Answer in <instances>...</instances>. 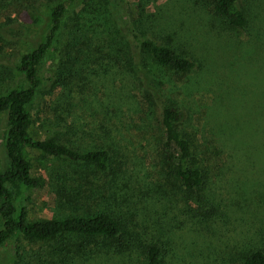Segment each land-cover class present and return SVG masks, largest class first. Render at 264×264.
I'll return each instance as SVG.
<instances>
[{"label":"trees","instance_id":"obj_1","mask_svg":"<svg viewBox=\"0 0 264 264\" xmlns=\"http://www.w3.org/2000/svg\"><path fill=\"white\" fill-rule=\"evenodd\" d=\"M25 1L26 5L21 0H0V11L7 10L0 21V80L12 82L0 91V246L22 237L40 247L29 256L13 247L12 264H110L113 258L121 264H264L263 228L254 229L252 239L242 238L240 244L226 247L227 252L214 258L194 254L191 259H179L171 253L174 240L168 230L159 227L150 234L137 228L117 201L113 203L112 193L104 196L103 186L114 184L127 172L112 131L87 134L90 143L83 146L81 140L71 139L81 126L80 116L71 114L74 99L88 104L90 96L84 92H92L93 78H133L143 85L155 78L154 66L175 75L200 68L191 53L164 41L170 32L166 26L160 23L152 29L153 25L143 23L148 16L145 0L136 2L132 15L122 5L124 0ZM206 1L226 27L243 28L249 23V10L239 0ZM12 3L13 13L6 7ZM42 7L45 10L38 12ZM29 24L39 26L29 41L20 40L23 31L5 28ZM157 28L158 36H151ZM4 47L13 49L8 59ZM55 51L58 55L52 57ZM56 89L61 107L55 116L60 123L51 136L34 137L30 132L33 103L38 94L52 95ZM101 106L100 112L104 111ZM157 110L161 135L156 146L166 166V182L181 198V209L194 210L189 214L195 221L186 229L200 240L199 247L213 248L205 234L215 215L209 204L214 198L209 184L219 168L211 165L216 158L214 147L200 140L197 129L186 127L185 111L172 97L160 100ZM90 123L88 132L97 125L95 120ZM60 125L61 131L57 130ZM100 127L104 129L103 124ZM26 148L70 165L58 166L49 178L54 204L63 215L30 221L25 206L15 203L16 195L42 184L32 174ZM97 176L104 178L102 183ZM192 246L197 247L195 241Z\"/></svg>","mask_w":264,"mask_h":264},{"label":"rangeland","instance_id":"obj_2","mask_svg":"<svg viewBox=\"0 0 264 264\" xmlns=\"http://www.w3.org/2000/svg\"><path fill=\"white\" fill-rule=\"evenodd\" d=\"M239 1L249 10L250 20L243 28L226 27L213 15L206 0H145L148 16L142 19L143 23L153 25L152 29L158 24L166 26L170 39L165 37L164 41L191 53L200 68L175 75L154 66L155 78H149L143 85H137L133 78L96 77L92 92L88 93V89L84 92L90 96L88 104L85 106L76 98L71 110L72 115L80 116L81 123L71 136L73 141L81 140L83 146L90 143L89 133L101 135L109 129L116 147L125 156L126 174L110 186L105 184L104 196L112 193L113 203L117 201L137 228L150 234L159 227L168 230L174 240L171 253L173 250L179 259H191L194 254L214 258L227 252L226 247L240 244L242 238L252 239L254 229H264V0ZM21 2L26 5L27 1ZM136 2L124 0L122 5L132 15ZM6 7L15 12L13 3ZM42 10L43 7L38 12ZM6 15L7 10L0 11V21ZM98 23L99 20L95 24ZM5 28L7 32L23 31V35L17 32V36L29 41L39 26ZM158 34L159 28L152 30L151 36ZM55 46L60 50L61 44ZM12 50L3 48L7 59ZM57 55L55 51L52 57ZM48 66L46 62L45 67ZM4 81L0 80V91L12 84L11 80ZM144 89L152 93L146 95ZM58 95L59 89L52 95L38 94L31 109L34 122L30 132L34 137L51 136L58 127L60 121L55 116L61 107ZM166 96L183 107L186 127L197 129L200 140L214 147L216 153L211 165L219 168L213 171L209 184L214 196L209 204L215 215L205 234L213 248L199 247L200 240L186 229L187 224L195 221L189 214L194 210L181 209V198L165 179L166 166L156 145L161 135L157 104ZM91 120L97 125L88 132ZM102 124L104 129L100 127ZM62 129L60 125L57 130ZM82 135L86 136L81 138ZM24 154L32 174L40 177L42 184L16 195L15 203L25 206L30 221L63 215L54 204L49 178L58 166L70 165L33 148L24 149ZM99 176L100 184L104 178ZM89 178L95 181L93 176ZM190 206L196 208L194 203ZM142 230L139 231L143 233ZM194 241L196 248L192 246ZM13 247L29 256L40 246L22 237L11 238L0 246V264L13 263ZM110 264L121 262L113 258Z\"/></svg>","mask_w":264,"mask_h":264}]
</instances>
